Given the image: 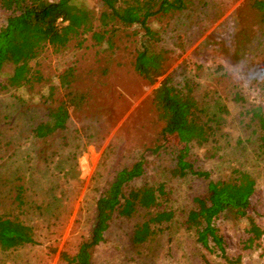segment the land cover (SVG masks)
Wrapping results in <instances>:
<instances>
[{
  "label": "rangeland",
  "instance_id": "rangeland-1",
  "mask_svg": "<svg viewBox=\"0 0 264 264\" xmlns=\"http://www.w3.org/2000/svg\"><path fill=\"white\" fill-rule=\"evenodd\" d=\"M251 1L193 0L183 10L151 17L161 35L158 46L169 58L165 73L153 81L135 69L137 25H121L103 42L89 32L62 49L47 47L30 62V80L21 86L7 84L13 63L1 67L0 214L31 224L35 241L7 251L0 247V264H68L90 236L98 197L119 169L142 156L147 171L126 192L144 183L164 185L174 218L155 240L136 245L132 235L143 213L125 215L126 205L94 247L93 264H264V144L246 114L253 104L264 107V23ZM74 2L96 16L103 10L101 0ZM9 10L6 2L0 4V29ZM65 73L81 100L70 109L67 129L37 139L33 128L47 118L49 106L66 97ZM167 76L193 83L206 107L225 117L215 141L191 145L195 167L210 171L214 180L237 167L256 179L247 215L227 212L214 220L225 254L212 241L204 246L185 222L193 197L207 191L208 179L175 175L174 150L158 148L164 121L153 92ZM237 91L246 102L235 98ZM168 140L177 142V135ZM18 191L26 202L21 209L14 201Z\"/></svg>",
  "mask_w": 264,
  "mask_h": 264
},
{
  "label": "trees",
  "instance_id": "trees-1",
  "mask_svg": "<svg viewBox=\"0 0 264 264\" xmlns=\"http://www.w3.org/2000/svg\"><path fill=\"white\" fill-rule=\"evenodd\" d=\"M101 1L103 10L96 16L91 9L77 5L74 0H0V4L6 2L10 7L6 23L0 29V69L7 62L14 64L7 84L17 87L28 82L31 77L30 62L38 58L47 47L62 49L72 39L89 32L98 42L110 40V35L121 25L139 27L140 45L135 57V69L150 81L164 74L168 65V51L158 46L161 35L151 26L149 19L158 14L183 10L193 0ZM251 4L259 20L264 23V0H252ZM72 71L70 68L67 73L71 75ZM260 71L264 74V65ZM69 75L65 73L63 76V83L68 88L66 97L56 105L49 106L47 118L33 128V135L37 139L46 141L67 129L70 109L82 97L70 88ZM262 84L264 86V79ZM235 98L246 102L240 91L235 93ZM153 100L164 121L162 141L158 148L174 150L176 165L173 173L178 176L192 173L208 179L207 191L193 197V207L185 222L195 228L198 240L204 246H210L212 241L225 254L224 237L218 232L214 220L227 212L238 216L247 215L256 179L249 171L237 167L233 168L229 177L214 180L210 177V171L195 167L190 158L191 145L215 141L223 129L225 117L222 112L206 107L195 94L193 83L175 82L171 76H167L154 89ZM246 114L258 127L260 140L264 144V107L253 104L246 109ZM171 134L177 135V142L168 140ZM146 171L147 160L142 156L116 172L97 199L96 219L90 236L81 241L78 251L70 257L68 264H93L94 247L103 241L115 212L121 213L126 205H129L130 211L127 210L125 215L143 213L132 235L136 245L155 240L164 230L165 223L175 215V210L167 202L169 198L165 186L144 183L126 192L127 187L143 177ZM22 188L19 186L18 190ZM14 201L16 207H24L26 202L23 191L16 193ZM34 241L35 231L31 224L16 216L0 214L2 250H11Z\"/></svg>",
  "mask_w": 264,
  "mask_h": 264
}]
</instances>
